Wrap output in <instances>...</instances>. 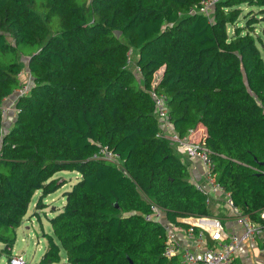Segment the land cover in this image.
<instances>
[{"label":"trees","instance_id":"1","mask_svg":"<svg viewBox=\"0 0 264 264\" xmlns=\"http://www.w3.org/2000/svg\"><path fill=\"white\" fill-rule=\"evenodd\" d=\"M204 1L0 0V242L10 259L34 194L42 191L39 208L60 187L54 175L76 170L39 264L59 263L62 249L68 264H176L163 255L161 225L145 218L151 204L175 223L213 209L161 135L153 89L178 135L209 149L239 211L259 218L264 58L259 17L245 26L240 17L244 3L264 14V0H217L209 15ZM21 55L33 85L2 134ZM102 148L120 165L97 157Z\"/></svg>","mask_w":264,"mask_h":264},{"label":"built area","instance_id":"2","mask_svg":"<svg viewBox=\"0 0 264 264\" xmlns=\"http://www.w3.org/2000/svg\"><path fill=\"white\" fill-rule=\"evenodd\" d=\"M216 2L217 0L204 1L201 12L209 15L210 8ZM18 77L21 78L20 85L4 99L1 105L2 134L8 130L5 128V123L10 112H18L17 101L28 94L33 85V77L27 65L18 73ZM151 95L161 135L167 137L186 156L198 159L203 164L205 183H196V189L207 196L208 204L212 198V200H220L221 207H229L228 215L235 217L244 229L242 234L227 231L218 215L180 217L175 223L166 218L162 207L152 203L150 212L145 214V218L158 223L163 228L165 235L163 255L175 260L176 264H236L237 251L244 240L261 239L264 242V209L261 210L257 220H252L239 211L231 194L225 191L224 186L214 175L215 164L210 158L209 149L201 143L189 140L186 135H178L170 119L167 97L155 89L151 91ZM99 156L118 165L121 163L119 154L108 148H102L97 157ZM10 262L27 264L22 255L13 256Z\"/></svg>","mask_w":264,"mask_h":264},{"label":"rangeland","instance_id":"3","mask_svg":"<svg viewBox=\"0 0 264 264\" xmlns=\"http://www.w3.org/2000/svg\"><path fill=\"white\" fill-rule=\"evenodd\" d=\"M243 13L240 17L242 26H245L247 19L258 16L259 22L254 24V36L264 58V14L259 12V8L249 6L244 3L241 5ZM230 34L233 32V25H229ZM26 56L21 55L23 66L26 65ZM133 67V65H131ZM159 74V71L157 72ZM55 177L60 179V187L48 194L43 200L41 206L36 205L42 191L38 190L29 207V211L23 218L22 224L17 228L16 241L12 248L11 256L22 255L27 264H39L46 250L48 249V238L46 233H53L49 217H52L65 204L66 197L64 193L72 189L75 182L78 181L80 174L76 170H62L57 172ZM224 203V202H222ZM229 210V207H225ZM5 244L0 242V251H3L0 264H11L10 255L4 250ZM62 260L59 263L49 264H68L66 252L61 251Z\"/></svg>","mask_w":264,"mask_h":264},{"label":"crops","instance_id":"4","mask_svg":"<svg viewBox=\"0 0 264 264\" xmlns=\"http://www.w3.org/2000/svg\"><path fill=\"white\" fill-rule=\"evenodd\" d=\"M16 116L17 113L14 111L10 112L8 121L5 123L6 129H10ZM174 147L181 161L188 167V180L193 184L205 183L203 164L198 159L186 156V154L179 151L176 145ZM219 204L220 200H212L211 198L209 205H211L213 209V215H218L221 218L227 231L242 234L244 230L243 227L235 220V217L228 215L225 206L221 207ZM236 264H264V242L261 239L244 240L237 251Z\"/></svg>","mask_w":264,"mask_h":264}]
</instances>
